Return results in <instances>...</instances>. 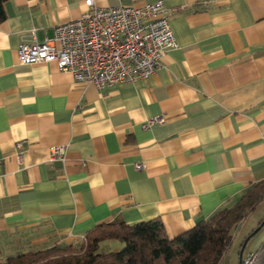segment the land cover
Masks as SVG:
<instances>
[{
  "label": "crops",
  "instance_id": "1",
  "mask_svg": "<svg viewBox=\"0 0 264 264\" xmlns=\"http://www.w3.org/2000/svg\"><path fill=\"white\" fill-rule=\"evenodd\" d=\"M161 1L178 47L146 79L103 88L16 58L20 42L87 11L85 0L4 3L0 260L73 244L100 223L157 219L173 238L264 180V0ZM154 116L164 121L143 127ZM57 145L64 158L49 161ZM261 221L239 222L219 264L261 246L264 232L243 245Z\"/></svg>",
  "mask_w": 264,
  "mask_h": 264
},
{
  "label": "built area",
  "instance_id": "2",
  "mask_svg": "<svg viewBox=\"0 0 264 264\" xmlns=\"http://www.w3.org/2000/svg\"><path fill=\"white\" fill-rule=\"evenodd\" d=\"M85 3L88 10L55 25L51 38L20 42L17 61L53 63L76 81L103 88L146 79L157 69L162 55L178 47L161 0L141 7H97L92 0ZM163 121V116H154L143 127ZM64 153L63 146H51L48 160L63 159ZM141 166L135 164L137 169ZM254 260L255 251H250L241 264H252Z\"/></svg>",
  "mask_w": 264,
  "mask_h": 264
},
{
  "label": "trees",
  "instance_id": "3",
  "mask_svg": "<svg viewBox=\"0 0 264 264\" xmlns=\"http://www.w3.org/2000/svg\"><path fill=\"white\" fill-rule=\"evenodd\" d=\"M0 0V22L5 18ZM264 193V180L251 185L231 208H224L185 232L169 238L157 219L100 223L73 244L30 249L0 260V264H219L232 232ZM119 241L120 250L99 251L101 242ZM252 264H264V242Z\"/></svg>",
  "mask_w": 264,
  "mask_h": 264
},
{
  "label": "rangeland",
  "instance_id": "4",
  "mask_svg": "<svg viewBox=\"0 0 264 264\" xmlns=\"http://www.w3.org/2000/svg\"><path fill=\"white\" fill-rule=\"evenodd\" d=\"M262 197H264V195H262ZM247 215H248V222L247 223H249V221H252L254 219L255 220L256 219L259 220L260 218L264 219V198L260 199V201L257 203V205L255 206L254 209L249 210L245 214L244 218L240 221V223L242 221H244V219L246 218ZM263 232H264V224L253 234L252 238L254 239L257 236L262 235ZM116 243L117 244L115 245L112 242L103 241L100 244L99 251L106 252V251H109L111 247H113L112 250H120L121 248H123L124 244L122 242L117 241ZM248 252H250V251H246V253L243 255V257L246 256V254ZM0 254H1L0 257L4 256V255H2L3 253H0Z\"/></svg>",
  "mask_w": 264,
  "mask_h": 264
},
{
  "label": "water",
  "instance_id": "5",
  "mask_svg": "<svg viewBox=\"0 0 264 264\" xmlns=\"http://www.w3.org/2000/svg\"><path fill=\"white\" fill-rule=\"evenodd\" d=\"M264 224V219H262V221L260 222V224L252 230V232L244 239V243L243 245L245 244V242L247 241L248 237L252 234H254L262 225ZM243 248V247H242ZM242 248L239 252V258H238V264H241V260H242Z\"/></svg>",
  "mask_w": 264,
  "mask_h": 264
}]
</instances>
